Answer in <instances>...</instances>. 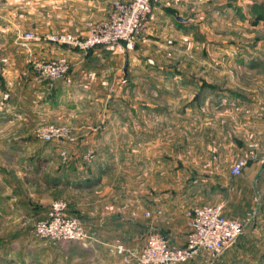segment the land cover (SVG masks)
<instances>
[{
  "label": "rangeland",
  "instance_id": "obj_1",
  "mask_svg": "<svg viewBox=\"0 0 264 264\" xmlns=\"http://www.w3.org/2000/svg\"><path fill=\"white\" fill-rule=\"evenodd\" d=\"M90 1L88 7L68 0L0 5V31L10 33L0 37L6 48L0 66L10 73L0 68V264H66L69 248L34 229L58 202L88 235L67 243L89 246L100 238L90 224H125L133 216L146 243L158 233L171 247H184L190 208L223 204L227 212L240 211L226 188L232 168L264 144V0H161L155 6L160 16L151 15L135 48L117 54L93 56L97 48L84 52L48 40L56 34L85 38L130 0ZM15 40L26 44V54ZM60 57L70 64L62 79L42 78L34 68ZM34 77L66 82L56 87L52 113L34 112V89L24 85ZM47 126L64 128L73 140L42 141L39 132ZM239 147L248 150L239 155ZM59 172L60 184L52 187ZM90 172L102 184L88 195L74 187ZM194 179L212 188L186 204L180 194ZM119 244L115 240L116 254Z\"/></svg>",
  "mask_w": 264,
  "mask_h": 264
},
{
  "label": "built area",
  "instance_id": "obj_2",
  "mask_svg": "<svg viewBox=\"0 0 264 264\" xmlns=\"http://www.w3.org/2000/svg\"><path fill=\"white\" fill-rule=\"evenodd\" d=\"M161 0H130L119 3L110 20L94 25L85 38L71 34H56L48 37L50 42L69 46L84 52L117 45H124L126 50H133L139 36L145 31L155 6ZM27 40H34V35H26ZM37 39V38H36ZM35 70L42 78L59 80L70 69L67 58L41 60L34 63ZM39 138L47 143L70 141L64 128L47 126L40 130ZM92 157V156H90ZM248 165V159H240L232 168V176L238 177ZM67 207L58 202L51 208L48 218L35 223V234L39 238L59 242H85L88 235L77 219L68 218ZM223 204L197 206L186 212L187 242L184 247L173 248L168 239L154 233L141 251L128 250L124 245L117 246V254L126 264H185L201 252L213 258L220 257L231 248L244 231V222L226 215Z\"/></svg>",
  "mask_w": 264,
  "mask_h": 264
},
{
  "label": "crops",
  "instance_id": "obj_3",
  "mask_svg": "<svg viewBox=\"0 0 264 264\" xmlns=\"http://www.w3.org/2000/svg\"><path fill=\"white\" fill-rule=\"evenodd\" d=\"M5 2L6 0L0 1V5L5 4ZM68 4H70L71 6L80 5L88 7L90 6L91 1L68 0ZM159 12L160 11H158V8L156 7L153 12V17L160 16ZM114 13L112 14V17ZM82 17H85V8L83 9ZM4 32L7 31H0V37L4 36V34H10L8 32ZM13 37L17 38L18 35H14ZM14 42L15 44H17L18 52L26 54V44L23 43V41H21L22 44H20L19 40H15ZM39 44L40 43H30V45L32 47L35 46V48L40 46ZM54 48L57 47L54 46ZM123 49H125L123 45L115 46V48L101 47L92 51V54L93 56H98L102 53L111 55L120 53ZM0 50L4 51L6 50V48L4 46H0ZM2 53L4 54L5 52ZM75 53H70L71 58H80L81 55H83L82 53H79L78 55ZM83 64L84 63H81V66H83ZM76 65L77 63L73 66ZM84 66L86 65L84 64ZM0 68L2 69V75L6 76L10 74L9 70H6V68L2 66H0ZM72 68L75 71V68ZM30 80H28L29 82H25L24 85L28 86V88L30 86L34 89V112L37 113L40 112V109H44L48 110V113H52V110H54V102L56 101L55 97L58 94L56 91V87L66 86V82H59L62 84L57 85L58 83L54 82L51 83L49 81H37L38 79L36 77L30 78ZM8 91H10L9 87ZM21 103L23 108L24 104H26V101H21ZM20 117L22 120L26 121L27 117H29V114L27 115L26 113L25 116L22 115ZM255 148L256 151L254 152V154L246 158L248 159V165L243 169L242 174L238 177L233 176L232 180L226 185L227 191L230 194L229 196L231 198V202H233V204L238 206L240 209V211L236 214L234 211L227 212V210L225 209L226 215L231 219H237L244 222L245 226L242 235L239 237L236 243L231 248L227 249L220 257L213 258L206 252H201L193 260L185 264H237L241 260L264 262V144L261 143L259 145H256ZM237 150L239 152V155H244L245 150L248 149H246L245 147H239ZM59 174L60 172L55 173L54 177H51V181L53 180V178L55 180L51 184L52 187L54 186V184H60L59 182H57V180L60 178ZM62 175L63 174H61V176ZM77 180V186H75L74 188L80 190L79 192L88 191V193H85L88 195H91L94 187H98L102 184L101 180L98 179V177L95 176L92 172L86 175L84 174ZM203 181L194 179L193 181L188 182V184L185 186L183 193L180 194V196H182V199L185 200L186 204H191L193 201L197 202L195 197L201 195L204 192H208L212 188V186L208 185L206 181ZM66 185L68 186L70 184L67 182ZM89 205L93 206L95 204L90 203ZM149 207L150 206H147V209H150ZM147 214L149 217H151L153 214H155V212L147 210ZM153 221L154 218H152V223H154ZM120 225H123V227ZM138 226L139 221H137V218L133 216L127 219L125 224L119 223V225H117L115 222L104 224L100 221L94 222L93 225L90 224V229L99 230V240L89 246H84L80 243L71 244L67 242H61V245L63 247L69 248V253L64 255L66 264H126L123 262L122 257L116 254L113 245L115 243V240L119 239L128 250H140L141 248H143L146 243V239L145 237L142 238L143 236L141 237L137 235ZM107 229L112 230V232H114V236L109 235L107 232L105 233L104 230ZM206 257H209L210 261L208 263H202V261L206 259Z\"/></svg>",
  "mask_w": 264,
  "mask_h": 264
},
{
  "label": "water",
  "instance_id": "obj_4",
  "mask_svg": "<svg viewBox=\"0 0 264 264\" xmlns=\"http://www.w3.org/2000/svg\"><path fill=\"white\" fill-rule=\"evenodd\" d=\"M177 21H179V22H181V23L186 22L185 19H183L182 17H177Z\"/></svg>",
  "mask_w": 264,
  "mask_h": 264
}]
</instances>
